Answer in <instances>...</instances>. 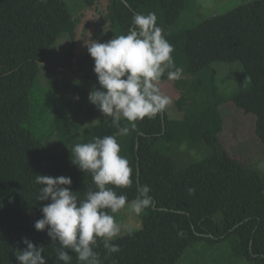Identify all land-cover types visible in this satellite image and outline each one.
<instances>
[{
    "label": "trees",
    "instance_id": "1",
    "mask_svg": "<svg viewBox=\"0 0 264 264\" xmlns=\"http://www.w3.org/2000/svg\"><path fill=\"white\" fill-rule=\"evenodd\" d=\"M50 1L63 14L45 20L47 37L36 45L27 37L25 22L28 11L38 8L36 1L0 0V264H17L15 250L26 247L24 238L45 247L47 264H63L56 258L58 244L46 231L34 228L42 218L40 209L50 202L37 200L41 186L35 176L70 177L71 189L83 198L95 185L91 175L72 162L71 150L75 144L107 135L116 136L121 154L133 168V185L117 192L131 201L146 185L153 204L146 209L141 228L114 241L119 253L109 256L99 244L96 251L103 264H179L196 241H228L237 257L264 264V174L223 148L219 134L224 96L211 68L216 62L241 63L246 85L229 100L257 118V135L264 144V0L242 4L190 28H179L177 23L193 0H108L94 27V39L106 43L126 34L136 14L155 12L174 48L175 64L183 69L174 81L180 92L174 105L182 115L172 118L164 111L137 122L136 130L121 119V127L130 129L124 136L110 117L88 124L100 112L88 99L93 85L99 87L89 54L86 84L75 85L73 96L65 101L57 95L48 98L39 109L43 129L32 128V92L41 66L48 62L47 74L58 83L73 77V66L82 60L75 55L78 28L91 26L87 11L98 0H85L84 11L76 18L64 0ZM11 11L17 12L14 18ZM63 36L70 39L69 49L62 59L51 61ZM161 80L169 81L166 73ZM45 96H52V91ZM185 148L210 152L179 164L175 157L182 159ZM189 188L195 189L193 195ZM71 255L72 264H77L76 254Z\"/></svg>",
    "mask_w": 264,
    "mask_h": 264
},
{
    "label": "clouds",
    "instance_id": "2",
    "mask_svg": "<svg viewBox=\"0 0 264 264\" xmlns=\"http://www.w3.org/2000/svg\"><path fill=\"white\" fill-rule=\"evenodd\" d=\"M155 12L136 14L132 27L106 43L93 40L87 43L89 55L94 60V73L98 85H93L88 99L106 117L121 136L130 131L121 127V119L136 130L137 122L153 119L172 103L171 97L162 93L160 83L165 73L169 81L181 78L183 69L173 59V46L158 26ZM74 156V159L72 158ZM72 162L90 174L94 189L84 192L83 198L71 189L70 177L36 175L40 185L37 200L44 204L42 218L34 228L47 232L56 247V258L63 264H72L71 253L77 264H103L96 248L102 243L107 254L121 251L114 241L121 236V225L116 214L126 207L139 215L150 208L153 199L148 186L137 189L135 199L129 201L116 189L133 185V168L121 154L116 136L94 137L90 142L75 144L71 150ZM190 195L195 193L189 188ZM23 249L15 250L17 264H47L45 247L37 246L28 238Z\"/></svg>",
    "mask_w": 264,
    "mask_h": 264
},
{
    "label": "rangeland",
    "instance_id": "3",
    "mask_svg": "<svg viewBox=\"0 0 264 264\" xmlns=\"http://www.w3.org/2000/svg\"><path fill=\"white\" fill-rule=\"evenodd\" d=\"M38 8L29 12L26 16V24L28 26V39L36 45L40 43L41 39L47 37L48 28L45 26V20H47L53 14H63L57 7L58 5L51 3L50 0H35ZM72 9L73 15L76 18L84 11L86 1L85 0H64ZM255 0H193L183 16L177 23L179 28H190L200 24L204 19L211 18L213 16L222 15L229 12L233 8L242 4L250 3ZM108 0H98L94 5V8L87 11V17H90L91 26L87 28L85 25H80L78 28L79 44L76 46L75 55L79 56L82 60L80 64L73 66L75 68L70 72L73 77L66 83H58V79H53L47 74V68L49 63L44 62L41 66V70L36 78V84L34 86L32 95V128L41 127V118L39 109L41 105L52 99L57 95L61 98V101L67 100V97L73 96V88L75 85H85L84 76L90 71V59L88 56L87 43H91L94 39V27L96 26L99 18H101V12H106V4ZM46 5H50V8H46ZM78 12V13H77ZM14 16L17 12H12ZM60 16V15H59ZM63 16H60V19ZM52 23L55 21L52 20ZM70 42L69 38L64 36L59 38L56 45L53 48V52L50 55L51 61H57L67 53ZM91 58V57H90ZM94 62V60L91 58ZM211 68L216 70V81L220 88L222 95L224 96L223 104L220 106V112L223 116V129L219 134L220 142L227 153L234 159L240 161L247 166L256 167L264 174V144L257 135V118L252 114H246L243 110L237 108L230 97L238 92L246 85V77L244 68L241 63H220L216 62L211 64ZM62 69V68H60ZM48 79L50 82H48ZM72 80V81H71ZM160 88L163 94L171 97L172 103L165 110L167 115L172 118H177L182 115L177 110L174 103L179 98L180 92L174 86V81H162ZM52 91V96L47 97ZM50 98L49 100H47ZM105 116L99 112L95 118L90 120L88 124L99 122ZM44 125V124H43ZM49 128V125H48ZM200 154L197 149L185 148L181 154L182 159L175 157L179 164H187L194 160L202 158L210 151H202ZM203 155V156H201ZM184 161V162H181ZM148 211L145 209L141 214L137 215L131 212L127 207L122 209L116 219L121 225V235L129 232L130 230L141 228V221L146 216ZM234 238L229 240L233 242ZM179 264H254L253 262L237 257L231 247V244L221 242L217 244H211L208 241H196L191 247H189L183 256L180 258Z\"/></svg>",
    "mask_w": 264,
    "mask_h": 264
},
{
    "label": "water",
    "instance_id": "4",
    "mask_svg": "<svg viewBox=\"0 0 264 264\" xmlns=\"http://www.w3.org/2000/svg\"><path fill=\"white\" fill-rule=\"evenodd\" d=\"M181 235H182V232H181Z\"/></svg>",
    "mask_w": 264,
    "mask_h": 264
}]
</instances>
